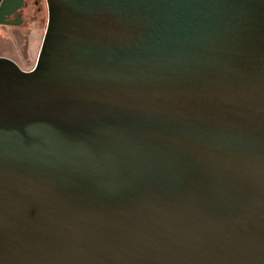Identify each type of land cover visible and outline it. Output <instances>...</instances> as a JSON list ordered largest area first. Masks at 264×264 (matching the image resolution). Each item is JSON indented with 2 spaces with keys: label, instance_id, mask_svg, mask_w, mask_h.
Masks as SVG:
<instances>
[{
  "label": "water",
  "instance_id": "95a60500",
  "mask_svg": "<svg viewBox=\"0 0 264 264\" xmlns=\"http://www.w3.org/2000/svg\"><path fill=\"white\" fill-rule=\"evenodd\" d=\"M45 2L0 55V264H264V0Z\"/></svg>",
  "mask_w": 264,
  "mask_h": 264
},
{
  "label": "rangeland",
  "instance_id": "374dc122",
  "mask_svg": "<svg viewBox=\"0 0 264 264\" xmlns=\"http://www.w3.org/2000/svg\"><path fill=\"white\" fill-rule=\"evenodd\" d=\"M29 12L26 9L20 24L0 23V55L14 59L25 70L34 65L40 47L47 18L45 0H39L33 15Z\"/></svg>",
  "mask_w": 264,
  "mask_h": 264
},
{
  "label": "flooded vegetation",
  "instance_id": "af4514ba",
  "mask_svg": "<svg viewBox=\"0 0 264 264\" xmlns=\"http://www.w3.org/2000/svg\"><path fill=\"white\" fill-rule=\"evenodd\" d=\"M39 0H23V3L21 4V7L18 8L17 10H15L12 14L5 16L4 20L7 19H13L16 17V15L20 14L21 18H22V22H24L26 16H25V11L26 9H29V14L33 15L34 10L36 9V6L38 5ZM19 23V24H20ZM3 25H6L7 23H2ZM10 25H14V24H10ZM17 25V24H16Z\"/></svg>",
  "mask_w": 264,
  "mask_h": 264
}]
</instances>
